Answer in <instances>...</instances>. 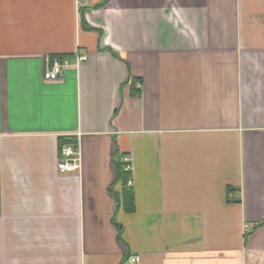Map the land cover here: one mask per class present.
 <instances>
[{"label":"crops","instance_id":"1","mask_svg":"<svg viewBox=\"0 0 264 264\" xmlns=\"http://www.w3.org/2000/svg\"><path fill=\"white\" fill-rule=\"evenodd\" d=\"M132 255L264 264V0H0V264Z\"/></svg>","mask_w":264,"mask_h":264},{"label":"built area","instance_id":"2","mask_svg":"<svg viewBox=\"0 0 264 264\" xmlns=\"http://www.w3.org/2000/svg\"><path fill=\"white\" fill-rule=\"evenodd\" d=\"M88 55L81 52L74 54L73 60L71 57L64 56L59 57L57 55L47 58V64L44 70V78L47 80H56L63 77L64 70L71 64L80 65L86 61ZM123 163V169L125 171H132V165L128 157L121 159ZM80 167V155L77 148V141L71 139L65 142L60 148V157L58 161V168L61 172L75 171ZM132 179L129 178L127 184L131 186ZM140 260L139 255H132L129 261L132 264L137 263Z\"/></svg>","mask_w":264,"mask_h":264},{"label":"trees","instance_id":"3","mask_svg":"<svg viewBox=\"0 0 264 264\" xmlns=\"http://www.w3.org/2000/svg\"><path fill=\"white\" fill-rule=\"evenodd\" d=\"M83 21H84V16H82ZM65 140L61 141V146L64 144ZM60 146V147H61ZM116 163V168H117V173H116V178L117 180L121 181L123 184V198L125 200V203H130V201L133 200V191L132 187H130L127 182L128 179L131 178V172L130 171H125L123 169V163L121 159L115 160Z\"/></svg>","mask_w":264,"mask_h":264}]
</instances>
